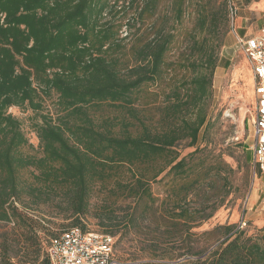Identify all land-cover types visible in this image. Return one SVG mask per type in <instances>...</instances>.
<instances>
[{"label": "trees", "instance_id": "trees-1", "mask_svg": "<svg viewBox=\"0 0 264 264\" xmlns=\"http://www.w3.org/2000/svg\"><path fill=\"white\" fill-rule=\"evenodd\" d=\"M230 8L227 0H0V223L13 224L16 234L4 240L0 264H49L38 236L45 229L31 216L39 205L57 199L74 218L70 228L86 231L80 217L95 185L113 182L151 202L149 184L165 171L173 179L196 174L175 149L187 140L194 147L205 125L213 42L219 47L230 29ZM186 18L189 55L169 70L166 100L145 113L139 97L168 73L166 56ZM52 95L54 118L41 114ZM104 105L120 115L97 122L89 111ZM10 108L36 114L39 156L22 152L30 146ZM124 168L129 181L119 176ZM115 220L106 219V228L122 221ZM202 259L264 264V238L226 228Z\"/></svg>", "mask_w": 264, "mask_h": 264}, {"label": "rangeland", "instance_id": "rangeland-1", "mask_svg": "<svg viewBox=\"0 0 264 264\" xmlns=\"http://www.w3.org/2000/svg\"><path fill=\"white\" fill-rule=\"evenodd\" d=\"M227 1L234 10L233 29L219 41V47L213 42L217 62L211 98L205 108V125L194 147H189L187 140L175 149L179 159L184 158L187 165L197 167L196 174L190 179H173V174L167 176L165 171L149 184L151 202L130 198L128 191L115 189L113 182L105 187L97 184L87 213L80 217L87 232L113 238V255L118 264H203L202 258L226 238V228L236 230L241 219L246 223L242 229L246 236L264 238V179L254 181L250 168L253 82L248 61L236 41V37L257 36L264 30V0L248 4L244 0ZM190 29L191 23L186 18L177 43L166 56L168 73L162 75L161 82L143 88L138 100L143 112L154 109L168 97L169 70L177 57L189 55ZM177 72L178 76L184 74ZM42 108L41 114L54 118L56 95L46 99ZM89 113L97 122L120 115L105 105ZM8 114L19 121L30 146L22 152L39 156L38 140L32 129L38 122L36 114L18 108H10ZM119 176L129 181L125 168ZM28 177L29 173L25 174ZM56 202L57 199L39 205L31 213L45 229L38 235L44 252L50 234L57 235L72 227L74 220L64 205ZM108 218L122 221L106 228ZM130 218L134 219L132 223ZM14 235L13 224L0 223V250L6 237L12 239ZM9 250L8 255L14 256L18 247L11 245Z\"/></svg>", "mask_w": 264, "mask_h": 264}, {"label": "built area", "instance_id": "built-area-1", "mask_svg": "<svg viewBox=\"0 0 264 264\" xmlns=\"http://www.w3.org/2000/svg\"><path fill=\"white\" fill-rule=\"evenodd\" d=\"M234 10L229 9V26L233 29ZM237 46L250 66L253 82L254 107L251 118L252 157L250 168L254 181L264 179V30L257 36L236 37ZM246 227L241 219L237 230ZM45 246L49 264H118L113 255V238L107 234L66 229Z\"/></svg>", "mask_w": 264, "mask_h": 264}]
</instances>
